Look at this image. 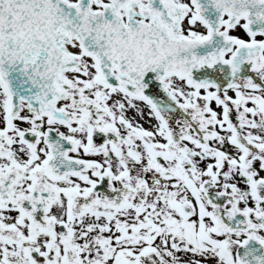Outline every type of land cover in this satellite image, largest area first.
<instances>
[{"label": "snow or ice", "instance_id": "obj_1", "mask_svg": "<svg viewBox=\"0 0 264 264\" xmlns=\"http://www.w3.org/2000/svg\"><path fill=\"white\" fill-rule=\"evenodd\" d=\"M0 264H264V0H0Z\"/></svg>", "mask_w": 264, "mask_h": 264}]
</instances>
